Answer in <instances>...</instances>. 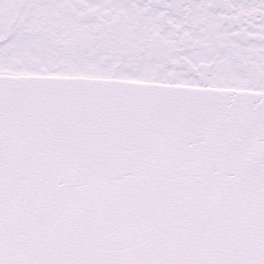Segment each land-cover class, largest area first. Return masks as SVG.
<instances>
[{
  "label": "snow or ice",
  "instance_id": "obj_1",
  "mask_svg": "<svg viewBox=\"0 0 264 264\" xmlns=\"http://www.w3.org/2000/svg\"><path fill=\"white\" fill-rule=\"evenodd\" d=\"M0 264H264V0H0Z\"/></svg>",
  "mask_w": 264,
  "mask_h": 264
}]
</instances>
